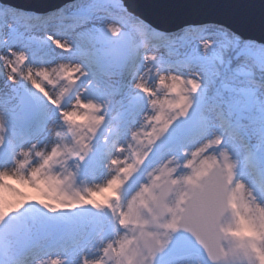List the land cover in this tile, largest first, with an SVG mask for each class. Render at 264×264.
<instances>
[{
  "label": "clouds",
  "instance_id": "1",
  "mask_svg": "<svg viewBox=\"0 0 264 264\" xmlns=\"http://www.w3.org/2000/svg\"><path fill=\"white\" fill-rule=\"evenodd\" d=\"M125 13L133 15L122 0H76L36 14L39 22L22 32L0 31L5 69L0 92L39 96L50 106L46 121L31 135L28 119L13 118L7 129L0 128L6 132L0 135V186L40 173L59 178L51 198L107 196L111 207L104 205L83 248L63 249L62 264H85V252L93 253L87 264H262L264 108L253 113L244 97H218L207 41L184 42L186 51L198 53L184 59L172 45L153 38L158 30L147 21L140 22L143 27L128 23ZM49 42L61 49L60 59L45 66L37 63V53ZM64 69L76 77L71 98L62 91ZM149 73L155 95L144 96L143 107L125 124L107 90L116 77L130 75L135 91ZM162 79L181 82L186 90L184 104L168 110L163 123L155 105L168 94L158 87ZM86 104L97 106L95 119L77 131L65 114L83 113ZM225 109L235 123L221 118ZM137 174L140 182L125 198V186ZM141 197L147 207L140 205ZM29 204L39 206L25 201L0 219V264H49L48 248L61 233L28 230L22 210ZM130 206L135 214L129 220L141 223L122 222L121 211L127 215ZM240 218L250 222L256 237L236 234ZM173 222L174 229L166 227Z\"/></svg>",
  "mask_w": 264,
  "mask_h": 264
},
{
  "label": "rangeland",
  "instance_id": "2",
  "mask_svg": "<svg viewBox=\"0 0 264 264\" xmlns=\"http://www.w3.org/2000/svg\"><path fill=\"white\" fill-rule=\"evenodd\" d=\"M75 3L69 5H75ZM14 11V9L9 10L8 8L2 11L0 8V31L5 33H11L13 31L22 32L29 25L39 22L38 20H34V23L33 21L23 22V18ZM123 15L126 22L136 24V18H131L125 14ZM173 33L174 34L170 37L166 36V34L162 37H157L153 34L152 36L157 42L170 44L173 46L174 50H179L184 59H193L198 55L196 51L188 52L185 48L181 47L184 42L203 43L207 41L213 49L211 54L207 57V60L208 63L217 70L215 76V91L218 97L227 99L237 95L242 97L244 93H249L253 97L252 112L259 113V111L264 108V105L261 103V101L264 100V96H261V93L264 92V80L258 82V80L252 77L254 72L253 66H258L260 70L264 69V47H262V45L256 44V46L254 45L255 43L252 42L239 44L236 39H231L223 29H218L215 26L206 24L197 25L195 28H190L189 30H178ZM36 35H39V33H36ZM46 46L47 45L41 46V51L37 53V61L45 57L46 52L44 49ZM234 48L238 50L237 56L244 57L237 63L228 61L226 57L228 50ZM8 71H10V69H8ZM4 72L5 69L0 65V88H2L4 84ZM65 72L66 70L64 69L61 74L63 80L66 82V87L62 90L64 94L67 93L68 89H70L71 92L73 91V87L70 86V84L76 79L75 77L66 75ZM150 74L151 73L144 76V80L142 79L143 81L138 82L139 87L135 91L131 88L130 81H132L133 78L130 75L116 77L107 90V95L112 99L114 104H116L117 101L122 104L120 109L118 111L114 110V112L119 114V118L125 124H129L135 113L143 107L144 96L155 95L152 89V80L150 79V85L147 84ZM262 76H264V74L258 75V77ZM158 87L160 89H167L168 93L155 100V105L160 112L157 119L163 123L166 119L165 113L168 110L179 108L184 104L183 93L186 90L181 82H177L174 79H162L159 81ZM193 87H195V85H193ZM20 95L21 94H13L7 89L1 92L0 128L7 129L9 122L13 118L18 121L24 120L18 101ZM29 96L37 105V113L35 117L31 119L33 127L28 130L29 134H31L34 129L38 128L37 126L40 121L39 111L42 109L41 102L43 100L39 96ZM172 96H176L178 100H171L169 97ZM69 98H71V96ZM86 105L84 106L86 111L83 113L70 111L65 114L68 123L77 131L87 127L88 123L95 119L92 113L97 111V106L95 104ZM220 116L222 119L235 123V117L230 116L227 109L221 112ZM246 122L247 121H245V123ZM89 131L93 130L89 129ZM0 135H6V132H0ZM81 137L82 143L88 142L86 135L81 134ZM98 139L99 137H97V140ZM252 143L255 144L256 140L254 139ZM95 156L98 158L99 153L97 152ZM48 163L49 161L46 160L45 164L47 165ZM140 179V174L132 176L124 189L125 198L136 190ZM58 182V177L52 175H45L42 177L40 173H35L30 180H26L21 175L9 183L3 184L0 186V219L7 217L14 209H19L25 201L39 202V206L36 204L25 206L22 210V219L26 221L28 230L41 235H46L52 228L60 230L61 239L51 244L48 248V252L53 249L57 254L56 256L59 257V264H62L64 259L63 249L66 246H71L77 250L83 248L85 237L93 231V222L99 218H103L106 211L104 205L111 207V204L107 196L104 195L95 196L93 199H86L85 197L73 198L66 195L51 198L48 193ZM188 182L191 183L192 178H189ZM139 203L141 206L147 207L143 197H141ZM86 205H90V207H86ZM134 214L135 208L131 206L128 209L127 215L121 211V215L125 217V220L122 222H132L134 224L141 223L138 218L129 220ZM175 226V222H173L166 227L174 228ZM236 234L240 238L246 236L250 238L256 237L253 226L244 218H240L239 228ZM126 247L127 243L125 242L122 244V248ZM92 254L91 252H85V264H87L86 261ZM260 259L262 260V264H264V255H261ZM49 264L52 263L49 262ZM97 264H104V262L103 260H99Z\"/></svg>",
  "mask_w": 264,
  "mask_h": 264
},
{
  "label": "water",
  "instance_id": "3",
  "mask_svg": "<svg viewBox=\"0 0 264 264\" xmlns=\"http://www.w3.org/2000/svg\"><path fill=\"white\" fill-rule=\"evenodd\" d=\"M72 1L75 0H0V3L40 13ZM122 3L129 13L147 21L160 32L173 33L191 26L215 25L243 41L264 46V0H122ZM65 95L70 97L71 90L68 89ZM242 97L249 101L252 111V95L244 93ZM19 104L25 120L35 117L37 107L28 94L20 95Z\"/></svg>",
  "mask_w": 264,
  "mask_h": 264
},
{
  "label": "bare ground",
  "instance_id": "4",
  "mask_svg": "<svg viewBox=\"0 0 264 264\" xmlns=\"http://www.w3.org/2000/svg\"><path fill=\"white\" fill-rule=\"evenodd\" d=\"M76 2V0L75 1H72V2H69V3H67V4H64V5H62V6H65V5H69V4H74ZM61 6V7H62ZM7 7H9V6H7ZM61 7H59V8H61ZM9 8H11V9H14L16 12H19V11H21V12H26L25 14H32V15H36V14H38V13H34V12H32V11H27V10H25V9H20L19 11H18V9H16V8H12V7H9ZM59 8H56V9H59ZM55 10V9H54ZM51 11H53V10H51ZM51 11H48V12H51ZM48 12H40V13H48ZM19 15H21V13H18ZM136 16V15H135ZM136 17H138V16H136ZM55 38V37H54ZM45 52H46V54H45V57L42 59V60H40V61H37V63H42V64H44L45 66H47V64H49V63H54L57 59H60V56L59 55H57L58 53H60L61 52V49L60 48H56L55 46H53V45H51L50 44V42H49V44L45 47ZM63 55H67V53H64ZM66 70V75H68V76H70V77H75V76H73L72 74H71V72L68 70V69H65ZM74 71V70H73ZM77 75H79L78 73H77ZM76 78V77H75ZM144 78V77H143ZM143 78H141V79H139V82L140 81H143L144 79ZM143 79V80H142ZM152 80V75L150 74V76H149V79H148V82H147V84L148 85H150V81ZM0 98H1V92H0ZM116 106H115V108H114V110L115 111H118L119 109H120V106L122 105L120 102H119V104H115ZM41 106H42V109L39 111V114H40V121H39V125L37 126L38 128L39 127H41L42 125H43V123L46 121V119H47V115H48V112H49V110H50V106H48V105H46L45 103H44V101H42L41 102ZM86 107H87V105H86ZM53 111V110H52ZM70 112V111H69ZM69 112H67V113H69ZM28 132V131H27ZM27 134V133H26ZM27 135H31V134H29V132H28V134ZM47 253H49V254H47V259L49 260V262L50 263H52V264H59V257L58 256H56L57 254H56V252L55 251H53V249L52 250H50V252H47ZM87 262V261H86Z\"/></svg>",
  "mask_w": 264,
  "mask_h": 264
},
{
  "label": "trees",
  "instance_id": "5",
  "mask_svg": "<svg viewBox=\"0 0 264 264\" xmlns=\"http://www.w3.org/2000/svg\"><path fill=\"white\" fill-rule=\"evenodd\" d=\"M0 8L2 9V11L3 10H5V7L3 6V5H1L0 4ZM9 10H12L11 8H8ZM17 13H21V15H20V17L21 18H23V22H27V21H29V20H32L33 18H37V16L36 15H32V14H25V13H23V12H17ZM125 15H127L126 13H125ZM128 16V15H127ZM131 17V16H130ZM131 18H133V17H131ZM141 21L138 19L137 21H136V24L138 25L139 24V26H141V27H143V25H141V23H140ZM150 31H152L151 29H150ZM226 32V31H225ZM227 33V35L231 38V39H236L232 34H230V33H228V32H226ZM152 34L153 35H156L157 37H162V36H165L164 35V33H162V32H156V31H152ZM166 36H168V37H170V36H172V34H166ZM237 40V42L239 43V44H243V43H245V42H243L242 40H240V39H236ZM237 54H238V50H236V48H234V49H230V50H228V52H227V55H226V57H227V60L228 61H233V62H240V60L242 59V58H244L243 56H237ZM253 74H252V77H254L256 80H258V82H262V80H264V76H262V77H258V75H262V74H264V69L262 70H260L259 69V67L258 66H253ZM261 81H260V80ZM76 212H77V210H76Z\"/></svg>",
  "mask_w": 264,
  "mask_h": 264
}]
</instances>
